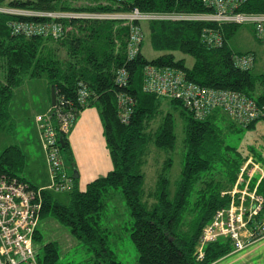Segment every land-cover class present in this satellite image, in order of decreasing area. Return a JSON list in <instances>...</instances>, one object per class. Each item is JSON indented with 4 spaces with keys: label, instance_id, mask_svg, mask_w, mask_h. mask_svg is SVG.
Instances as JSON below:
<instances>
[{
    "label": "trees",
    "instance_id": "16d2710c",
    "mask_svg": "<svg viewBox=\"0 0 264 264\" xmlns=\"http://www.w3.org/2000/svg\"><path fill=\"white\" fill-rule=\"evenodd\" d=\"M76 1L79 3L75 4ZM0 6L23 7L40 13H119L134 7L140 11H211L202 0H0ZM239 9L264 12V0H246ZM10 22H15L20 29H12ZM144 23L150 47L161 54L146 59L139 49L134 58L127 59V26L122 20L45 14L16 16L0 12V128L8 119L14 87L24 77L43 75L48 89L53 87L55 99L58 96L69 99L76 104L78 112L87 106L96 108L111 162L109 171L79 188L77 178L65 171L60 154V151L65 153L75 170L67 132H58L57 137L62 139V146L58 142L61 171L71 180L69 188H58L59 177L56 175L51 180L48 172L46 186H35L27 181L20 175L24 154L15 144L0 151V174L25 182L33 191L34 200L39 201L37 223L41 218L53 217L92 253L90 264H121L110 247L108 229L100 223L105 201L112 190H119L131 217L129 237L136 251L134 264H209L233 251V245L230 239L223 237L206 241L202 256L197 257L195 250L203 228L216 209L227 205L229 194L226 192L234 184L244 161L250 157L253 162L264 165V156L254 149L250 150L252 155H244L225 143L224 137L241 128H253L256 121L264 122V116L242 125L215 108L201 119L194 118L179 100L143 92L142 68L147 64L176 68L185 80L215 89L239 91L263 110L264 72L253 71L255 55L252 51H234L227 45V38L237 25L246 24L163 20ZM52 27L58 29L56 36L38 31V28L44 31ZM203 28L220 31L223 44L206 47L200 37ZM173 52L189 55L192 62L187 64L184 57H175ZM239 53L252 54L251 67H233L232 56ZM120 67L128 72L125 87H118L114 82L115 71ZM81 86L86 90V102L82 106L76 101ZM120 91L133 99L130 120L122 124L117 117L116 103ZM168 104L184 119L181 168L178 177L170 181L167 170L171 158L164 157L155 172L153 186L145 188L143 165L149 145L161 150L174 146L173 113L164 108ZM155 117L157 126L150 131L148 124ZM255 179L252 178L250 184ZM52 191H67V201L58 200ZM257 192L264 194V175ZM39 237L36 224L33 243ZM37 258L40 264H58L56 243L45 242Z\"/></svg>",
    "mask_w": 264,
    "mask_h": 264
},
{
    "label": "built area",
    "instance_id": "2783aa9c",
    "mask_svg": "<svg viewBox=\"0 0 264 264\" xmlns=\"http://www.w3.org/2000/svg\"><path fill=\"white\" fill-rule=\"evenodd\" d=\"M211 8L208 12L182 11H140L132 8L128 12H119L122 24L127 26L126 57L134 58L143 38L142 22L149 21H204L221 24H246L251 26L253 35L264 40V12H248L239 7L246 0H202ZM0 12L16 16L45 14L53 17L69 18H112L107 13H40L23 7L0 6ZM12 29H20L15 22L9 23ZM27 31H30L28 29ZM41 33L56 36L59 32L52 29ZM40 33V34H41ZM201 42L209 48L220 47V31L203 28ZM232 65L238 69H247L253 64L251 53H239L232 56ZM141 90L145 93L176 99L192 114L201 119L213 109L219 108L233 121L242 125L264 116V110L256 102L239 91L215 89L185 80L182 73L173 67L144 65L141 72ZM114 82L118 87L127 86L128 72L124 67L117 68ZM86 90L83 86L77 90L76 101L85 104ZM117 117L121 123H127L133 110V99L124 92L116 95ZM69 99L58 96L51 109L34 118L39 140L44 154L49 178L59 177L58 188H69L71 180L61 171V159L58 148V132H67L76 119L78 108ZM79 113V112H78ZM77 113V114H78ZM249 165V168L247 166ZM259 175L250 184L253 173ZM246 177H243V174ZM263 171L257 163L248 157L239 168L236 180L226 192L229 194L227 205L215 210L210 222L203 228L196 247L197 257L202 256L206 241L219 237L230 239L233 251H239L255 240L264 237V194L257 192ZM39 201L25 182L0 174V264H40L33 245L32 235L37 224Z\"/></svg>",
    "mask_w": 264,
    "mask_h": 264
},
{
    "label": "rangeland",
    "instance_id": "374dc122",
    "mask_svg": "<svg viewBox=\"0 0 264 264\" xmlns=\"http://www.w3.org/2000/svg\"><path fill=\"white\" fill-rule=\"evenodd\" d=\"M9 0H3L7 2ZM76 1L75 4H78ZM112 18H120L118 13H107ZM120 20V19H117ZM236 24V23H233ZM143 38L140 46L141 54L146 59H151L160 55V51L150 47L148 32L145 23H141ZM223 44V39L222 43ZM227 45L234 51H252L255 55L253 65L254 72H264V42L259 41L252 34L251 28L247 25H237L233 33L227 38ZM62 53V52H61ZM175 57H184L187 64L192 62L189 55L180 52H173ZM0 69V81H2ZM49 89L47 81L42 75L40 77H24L22 82L14 87L8 104V119L0 128V151L7 145H18L24 154V163L20 175L31 183H49L46 168L43 163V150L41 141L38 139L36 123L33 118L50 110L49 108ZM47 107V111H44ZM95 108L94 106H91ZM173 113V133L174 146L170 150H161L149 145L145 164L143 165L144 180L143 186L149 188L153 186L155 172L164 157L171 158V164L167 170L170 181L178 177L182 163L183 138H184V119L178 115L177 111L168 106L164 107ZM96 109V108H95ZM158 118L155 117L148 124L150 131L157 126ZM69 131V130H68ZM67 131V132H68ZM225 143L235 147L244 155L250 154L254 149L257 153L264 156V122L256 121L253 128H241L237 132L226 133ZM64 160V168L67 173L72 172L69 162L66 160L65 153L60 151ZM264 170V165L256 162ZM259 171L256 170L252 178H257ZM171 187V184H170ZM54 197L62 202L67 201V191H52ZM100 223L108 231V239L111 249L114 251L115 258L121 264H134L136 251L129 237L131 227V217L124 204L119 190H112L110 196L105 201V207L100 216ZM37 229L40 233L39 239L34 240V247L38 255H41V248L45 242L54 241L57 245L58 264H90L93 255L82 243L72 237L67 228L59 224L53 217L47 216L38 220ZM33 241V240H32ZM256 259V258H255ZM264 264V259L260 262Z\"/></svg>",
    "mask_w": 264,
    "mask_h": 264
},
{
    "label": "crops",
    "instance_id": "0c3cea01",
    "mask_svg": "<svg viewBox=\"0 0 264 264\" xmlns=\"http://www.w3.org/2000/svg\"><path fill=\"white\" fill-rule=\"evenodd\" d=\"M44 111H47V107ZM35 126L38 135L37 125ZM66 137L79 188H83L85 183L104 175L111 169L102 127L95 108L87 106L80 110ZM43 163L45 166L44 154ZM45 182L32 184L43 187L47 185ZM262 259H264V237L244 249L231 251L209 264H260Z\"/></svg>",
    "mask_w": 264,
    "mask_h": 264
},
{
    "label": "water",
    "instance_id": "95a60500",
    "mask_svg": "<svg viewBox=\"0 0 264 264\" xmlns=\"http://www.w3.org/2000/svg\"><path fill=\"white\" fill-rule=\"evenodd\" d=\"M54 102H55V93H54L53 87L50 86L49 87V104H50V106H53ZM58 142L60 143V146H62V139L60 137L58 138ZM72 177L73 178L77 177V173L75 170H72Z\"/></svg>",
    "mask_w": 264,
    "mask_h": 264
},
{
    "label": "bare ground",
    "instance_id": "6f19581e",
    "mask_svg": "<svg viewBox=\"0 0 264 264\" xmlns=\"http://www.w3.org/2000/svg\"><path fill=\"white\" fill-rule=\"evenodd\" d=\"M86 102V101H85ZM122 124V123H121ZM10 177V176H9ZM39 215V214H38Z\"/></svg>",
    "mask_w": 264,
    "mask_h": 264
}]
</instances>
